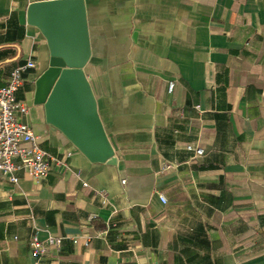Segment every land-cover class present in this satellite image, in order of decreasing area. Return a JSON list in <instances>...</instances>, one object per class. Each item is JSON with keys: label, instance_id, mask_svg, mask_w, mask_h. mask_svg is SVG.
I'll list each match as a JSON object with an SVG mask.
<instances>
[{"label": "crops", "instance_id": "crops-1", "mask_svg": "<svg viewBox=\"0 0 264 264\" xmlns=\"http://www.w3.org/2000/svg\"><path fill=\"white\" fill-rule=\"evenodd\" d=\"M41 1L0 0V87L35 60L19 118L51 155L40 183L0 177V264H264V0H84V71L116 164L35 104L51 54L27 9ZM48 236L63 244L38 259L29 242Z\"/></svg>", "mask_w": 264, "mask_h": 264}, {"label": "water", "instance_id": "water-1", "mask_svg": "<svg viewBox=\"0 0 264 264\" xmlns=\"http://www.w3.org/2000/svg\"><path fill=\"white\" fill-rule=\"evenodd\" d=\"M27 22L47 40L50 65L36 82L35 104L91 162L116 164L117 145L104 128L84 68L92 55L84 0L33 2Z\"/></svg>", "mask_w": 264, "mask_h": 264}, {"label": "built area", "instance_id": "built-area-1", "mask_svg": "<svg viewBox=\"0 0 264 264\" xmlns=\"http://www.w3.org/2000/svg\"><path fill=\"white\" fill-rule=\"evenodd\" d=\"M35 67L34 59L25 60L11 70L6 83L0 87V177L14 185L20 181V173L40 183L48 178L50 172L51 155L42 148L32 128L19 118L20 115L29 114V107L18 101L17 93L23 86L25 74ZM175 87L176 82H170L169 92L173 93ZM187 149L195 157L204 154L203 149L192 145ZM160 198L166 203L163 196ZM102 202L107 204L106 199ZM74 243H78V239H74ZM62 244L63 238L54 236H48L45 240L33 237L29 242L33 255L38 259L46 256L52 248H61ZM84 244L89 246L90 238Z\"/></svg>", "mask_w": 264, "mask_h": 264}]
</instances>
